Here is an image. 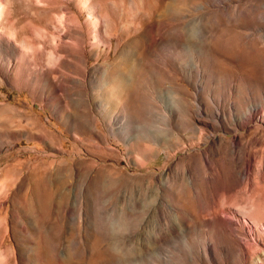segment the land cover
Masks as SVG:
<instances>
[{
	"label": "rangeland",
	"instance_id": "374dc122",
	"mask_svg": "<svg viewBox=\"0 0 264 264\" xmlns=\"http://www.w3.org/2000/svg\"><path fill=\"white\" fill-rule=\"evenodd\" d=\"M1 1L0 264H264V0Z\"/></svg>",
	"mask_w": 264,
	"mask_h": 264
},
{
	"label": "bare ground",
	"instance_id": "6f19581e",
	"mask_svg": "<svg viewBox=\"0 0 264 264\" xmlns=\"http://www.w3.org/2000/svg\"><path fill=\"white\" fill-rule=\"evenodd\" d=\"M2 8H3V3L0 0V15H1ZM145 140H147V139H145ZM203 162H204V165H205V175H208V176L212 175L211 173L213 172V166H212V164H211V162H210V160H209V158L207 156L204 157ZM188 171H189V169H188ZM189 175H191V177L193 176L191 171H189ZM190 180H191V178H190ZM191 187H192V189H195L194 182L192 183Z\"/></svg>",
	"mask_w": 264,
	"mask_h": 264
}]
</instances>
